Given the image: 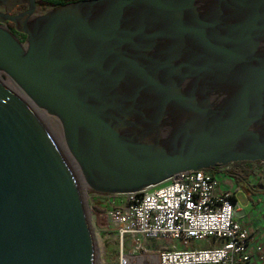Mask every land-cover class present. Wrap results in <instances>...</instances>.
Here are the masks:
<instances>
[{
	"label": "water",
	"instance_id": "obj_1",
	"mask_svg": "<svg viewBox=\"0 0 264 264\" xmlns=\"http://www.w3.org/2000/svg\"><path fill=\"white\" fill-rule=\"evenodd\" d=\"M36 1L0 0V264H96L85 191L264 163V0Z\"/></svg>",
	"mask_w": 264,
	"mask_h": 264
},
{
	"label": "built area",
	"instance_id": "obj_2",
	"mask_svg": "<svg viewBox=\"0 0 264 264\" xmlns=\"http://www.w3.org/2000/svg\"><path fill=\"white\" fill-rule=\"evenodd\" d=\"M227 169L182 172L137 193L92 197L106 208L121 240L131 236L164 245L148 250L140 243L133 249L156 264H264V248L239 220L237 185ZM197 242L205 246L192 248Z\"/></svg>",
	"mask_w": 264,
	"mask_h": 264
},
{
	"label": "rangeland",
	"instance_id": "obj_3",
	"mask_svg": "<svg viewBox=\"0 0 264 264\" xmlns=\"http://www.w3.org/2000/svg\"><path fill=\"white\" fill-rule=\"evenodd\" d=\"M38 112L46 127H49L50 133L59 144L62 143L64 148L61 127L57 119L45 115L40 110ZM83 199L93 232L96 264H156L153 257L135 252L133 249L140 243L148 250L165 248L163 244L159 242L143 243L138 238L131 236H124L121 240L117 235L116 228L105 217L106 208L95 203L92 193L88 191L83 192ZM204 246L205 244L200 242L191 245L192 248H203ZM177 248H181V246Z\"/></svg>",
	"mask_w": 264,
	"mask_h": 264
},
{
	"label": "crops",
	"instance_id": "obj_4",
	"mask_svg": "<svg viewBox=\"0 0 264 264\" xmlns=\"http://www.w3.org/2000/svg\"><path fill=\"white\" fill-rule=\"evenodd\" d=\"M247 168V190L237 186L234 201L243 211L239 220L250 231L253 243L264 248V163H252Z\"/></svg>",
	"mask_w": 264,
	"mask_h": 264
},
{
	"label": "trees",
	"instance_id": "obj_5",
	"mask_svg": "<svg viewBox=\"0 0 264 264\" xmlns=\"http://www.w3.org/2000/svg\"><path fill=\"white\" fill-rule=\"evenodd\" d=\"M78 1H85V0H37L36 5L39 10L44 13L50 9L58 8L67 4L75 3ZM17 9H26L25 6L17 7ZM7 29L10 30L21 42L24 41V35L18 34L13 30L12 24H7ZM258 163V162H253ZM252 164L251 162H242V163H233L229 164L226 174L234 180L236 185L243 190H247L246 185L248 182V177L250 172L248 171L247 166ZM219 168V167H217ZM216 169H210L209 171L215 172ZM89 193H93L92 191L88 190Z\"/></svg>",
	"mask_w": 264,
	"mask_h": 264
},
{
	"label": "flooded vegetation",
	"instance_id": "obj_6",
	"mask_svg": "<svg viewBox=\"0 0 264 264\" xmlns=\"http://www.w3.org/2000/svg\"><path fill=\"white\" fill-rule=\"evenodd\" d=\"M25 9H15L14 11H12V15H15V14H17V13H20V12H23ZM7 24H11V23H8V22H6L5 24H4V26L7 28Z\"/></svg>",
	"mask_w": 264,
	"mask_h": 264
},
{
	"label": "bare ground",
	"instance_id": "obj_7",
	"mask_svg": "<svg viewBox=\"0 0 264 264\" xmlns=\"http://www.w3.org/2000/svg\"><path fill=\"white\" fill-rule=\"evenodd\" d=\"M8 86V85H7ZM45 121V120H44ZM49 128V127H48ZM60 142V141H59ZM60 144H61V147L63 148V145H62V143L60 142Z\"/></svg>",
	"mask_w": 264,
	"mask_h": 264
}]
</instances>
